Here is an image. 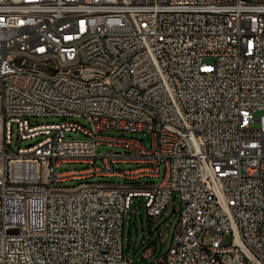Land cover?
<instances>
[{"label":"built area","instance_id":"1","mask_svg":"<svg viewBox=\"0 0 264 264\" xmlns=\"http://www.w3.org/2000/svg\"><path fill=\"white\" fill-rule=\"evenodd\" d=\"M136 198L162 264H264V0H0V264H136Z\"/></svg>","mask_w":264,"mask_h":264},{"label":"rangeland","instance_id":"2","mask_svg":"<svg viewBox=\"0 0 264 264\" xmlns=\"http://www.w3.org/2000/svg\"><path fill=\"white\" fill-rule=\"evenodd\" d=\"M79 123L86 124V120L84 118H74ZM60 120L55 117H35L31 118L30 122L36 124H51L55 122H59ZM13 135H12V144L14 150L17 149L18 146H25L28 143L35 142L38 138L27 139L21 141L18 136V130L16 126H13ZM108 135L113 137H126V138H138L143 139V143L146 147L150 146V139L148 133H130L127 131H117L110 130L107 132ZM73 137L77 139H86L81 133L72 134ZM117 150H122L117 146H97L96 151L99 154H105ZM97 164H102L100 160L97 161ZM86 164L83 163H62L58 168L59 171H64L66 168L72 169H80L85 167ZM134 165L131 164H117L116 167L124 168V167H132ZM163 172V168H162ZM159 179H149V181L157 182ZM89 181H103V182H113V183H121L124 182L121 178L117 176L110 177H94L84 180H68L63 182H58L55 186L60 187H73L81 182H89ZM139 198L135 199V203L132 206V209L126 216L124 223V231H123V251L126 256L135 260L136 264H162L160 262L161 257L168 250L171 238L173 235V230L175 223L177 221V215L174 214L173 202H170L166 208V213L155 220H150L147 217L145 209L143 207H138ZM173 214V215H172ZM159 226V231L161 230L162 235L157 236L154 232V228ZM151 248L152 257H143L141 262L138 263V259L142 255V252L147 248Z\"/></svg>","mask_w":264,"mask_h":264},{"label":"crops","instance_id":"3","mask_svg":"<svg viewBox=\"0 0 264 264\" xmlns=\"http://www.w3.org/2000/svg\"><path fill=\"white\" fill-rule=\"evenodd\" d=\"M142 256L143 257H150V258L152 257L150 246H149V248L145 249L144 252H142Z\"/></svg>","mask_w":264,"mask_h":264},{"label":"water","instance_id":"4","mask_svg":"<svg viewBox=\"0 0 264 264\" xmlns=\"http://www.w3.org/2000/svg\"><path fill=\"white\" fill-rule=\"evenodd\" d=\"M158 228H159V226H156V227L154 228V231H156Z\"/></svg>","mask_w":264,"mask_h":264}]
</instances>
